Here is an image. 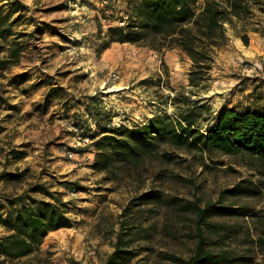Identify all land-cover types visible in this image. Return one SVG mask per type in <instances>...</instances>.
<instances>
[{"label": "rangeland", "instance_id": "374dc122", "mask_svg": "<svg viewBox=\"0 0 264 264\" xmlns=\"http://www.w3.org/2000/svg\"><path fill=\"white\" fill-rule=\"evenodd\" d=\"M11 1H18L21 10L10 19L8 41H0V58L8 54L14 41L22 42L24 48L17 65L0 71V174L24 175L16 182L0 179V194L19 195L37 184L63 193L72 204L73 227L49 233L35 255L15 262L1 258L0 264H104L116 248L122 226L128 222L137 226L135 234L138 229L142 232L131 244L133 256L127 264H181L174 258L190 257L197 243L193 238L196 227L191 217L179 213L170 200L216 202L223 190L239 184H249L258 191L239 200V206H248L247 214L212 221L237 230L238 235L227 240L226 246L248 258L242 264H264V246L256 242L264 222V167L260 163L246 155L202 154L164 147L140 166L123 167L119 176H108L95 169L97 126L88 111L98 98L103 116H111L113 126L133 128L160 114L174 115L176 99L183 91L193 101L206 100L212 110L238 99L247 91L250 75H262L264 69L245 71L232 63L245 56L233 53L234 57L221 60L224 53L220 55V51L231 44L235 49L238 44L248 47L250 39L259 37L257 33L264 35V6L255 5L251 15L233 26L227 25V43L216 50L207 79L193 87V61L185 52L155 51L131 43L114 44L104 54L108 65L104 66L99 54V60L85 61L81 73L58 74L57 66L63 61L77 62L87 56L81 53L86 50L82 44L85 40L71 33L96 30L94 37L86 39L92 48L102 47V29L119 25L124 16L130 15L136 0H101L105 11L102 14L97 10L96 16L88 10L87 0ZM2 5L10 9L7 2H0ZM50 29L68 38L51 34ZM25 33L28 35L21 37ZM243 35L249 37V45L242 40ZM227 70L231 72L223 73ZM21 74L28 75V80H22ZM43 80L52 84L34 86ZM64 82L67 85L61 86ZM57 88L66 100L48 105L47 99ZM209 117L206 114L203 128L211 123ZM77 123L94 134L91 143L85 144L75 135L73 127ZM13 151L25 152L24 157L18 160ZM66 182L76 190H69ZM159 194L161 201H148V196ZM128 209L129 220L124 215ZM206 233L212 235L209 230Z\"/></svg>", "mask_w": 264, "mask_h": 264}, {"label": "trees", "instance_id": "16d2710c", "mask_svg": "<svg viewBox=\"0 0 264 264\" xmlns=\"http://www.w3.org/2000/svg\"><path fill=\"white\" fill-rule=\"evenodd\" d=\"M0 2H7L10 8L6 10L4 5L0 6V41H8L12 32L10 19L21 7L18 1ZM255 5L264 6V0H136L127 25H111L103 46L120 42L147 46L155 51L180 49L193 61L190 85L198 87L207 79L216 50L228 41L227 25L233 26L236 21L251 15ZM27 35L21 34V37ZM242 40L249 45L247 35H243ZM23 48L22 42H12L8 54L0 58V71L17 65ZM59 91L61 89L53 90L52 95H60ZM94 99L88 111L97 126L95 169L108 176H119L123 167L140 166L148 157L159 155L164 147L202 154L246 155L264 167V109L248 106L239 111L223 106L214 112L206 100L193 101L183 91L176 99L177 112L174 115L160 114L144 124L128 128L113 126L112 117L103 116L100 110L101 100ZM206 114L210 115L211 123L203 128L201 124L206 120ZM77 125L83 135H94L84 124ZM12 153L19 160L25 152ZM23 175L24 172H3L0 179L16 182ZM65 185L73 192L76 190L71 183ZM257 192L249 184H239L223 190L216 202L203 204L200 199H171L170 203L179 213L193 220L196 227L193 238L197 239L188 259L174 260L181 264H242L248 261L226 246L227 240L238 235L237 230L212 219L245 216L248 206H239V200ZM147 199L149 202L161 201L162 197L160 194L151 195ZM224 199L236 202L228 203ZM71 205L63 193L51 192L42 184L19 195L0 194V227L3 229L0 233V259L15 262L31 257L39 251L49 233L72 228ZM129 212L128 209L124 214L127 220L131 217ZM132 224L128 222L122 226L116 248L104 264H127L131 260V244L142 232L138 229L135 234L137 226ZM208 230L212 235L206 233ZM256 242L264 246V222L257 232Z\"/></svg>", "mask_w": 264, "mask_h": 264}, {"label": "crops", "instance_id": "0c3cea01", "mask_svg": "<svg viewBox=\"0 0 264 264\" xmlns=\"http://www.w3.org/2000/svg\"><path fill=\"white\" fill-rule=\"evenodd\" d=\"M128 1H131V0H124V3H128ZM124 3H123L124 8H122V9H125V7H126L125 6L126 4L124 5ZM86 4L88 5V10L90 11V13H92V15L96 16L97 10H98V12L101 11L102 14L104 13L103 11H105V6L101 3V0H87ZM97 14H99V13H97ZM95 31L96 30L89 31V30L81 29L79 31H75L74 33H71L72 37L77 36V37L85 40L84 42L82 41V44L84 45V47H86V50L83 51L84 47H82L81 50L83 52H81V53H85V54L87 53V56H84L83 58H81V60L78 58L77 62L76 61L75 62L63 61L61 64H59L57 66V70H58L59 75H64L65 73H69L70 76H72L75 73L83 72L85 69V67H83V66L86 65L85 63L87 61H91L94 59L99 60V54H101V58L104 60V66L108 65V62H106V60L104 59V54L108 51H111V49L114 48L113 47L114 44H116V43H113L108 47L103 46L105 41L108 40V36H107L108 30L102 29V32H101L102 39H103L101 42L102 47H99V45H98L97 46L98 49H96V46L94 45L95 48H92V44L86 38H91V36L94 37V34H96ZM44 32H46V31L44 30ZM48 32L51 34H58L60 36H63L64 40L68 38V35L66 38V34L59 33L56 30L50 29V30H48ZM249 35L251 36V33H249ZM256 36H259V37L258 38L253 37L252 39H250L251 40L250 45L248 47L244 46L245 48H241L239 46V44L237 45L238 49H235L232 44L225 46L226 48H224L220 51V55L224 53L223 57H220V59L223 60V58H226L229 55H233V53H238L239 56H245L249 60L250 59L255 60V59L264 58V35L257 33ZM252 45H254V47H253L254 50L251 49ZM116 49H114L115 55L117 54ZM233 57H234V55H233ZM27 68H29V67H27ZM23 69H24V67H23ZM225 72L229 73L231 71L227 70V71H224L223 73H225ZM16 76H19V75L17 74ZM27 76L28 75H26V74H24L23 76L21 74L22 80H24V79L28 80ZM222 78L228 80V78L226 77V74H222ZM41 79L42 78H40L39 81H41ZM239 81H241V80H239ZM67 82L62 83L61 86L67 85ZM246 83H247V86H246L247 91L242 92L241 96H239L238 99L235 98L231 102L229 101L228 103H225L224 105L220 106L217 109L213 108V110L216 112L217 110H219L223 106H226L228 108H235L236 110H239V111L244 110V108H246L248 106H251L253 109H255V108L260 109V110L264 109V97H263L264 72H262V75L259 73L255 74V75H250V79ZM42 84L50 85V84H52V82H50V81L48 82L47 80H43L41 83H37L34 86L35 87L39 86V85L41 86ZM68 90H70V89H68ZM32 97H34V96H32ZM243 97H246V100ZM32 99H33L32 101H34L35 98H32ZM54 100H56V101L58 100V102H61V101L63 102L66 100V96L61 95V94L60 95H51V98L47 99L48 105L50 102H52Z\"/></svg>", "mask_w": 264, "mask_h": 264}, {"label": "built area", "instance_id": "2783aa9c", "mask_svg": "<svg viewBox=\"0 0 264 264\" xmlns=\"http://www.w3.org/2000/svg\"><path fill=\"white\" fill-rule=\"evenodd\" d=\"M105 4L109 3L108 1H104ZM128 19L129 16H124L120 22L119 25L121 26H126L128 23ZM232 63L236 66V67H240L245 71H251V70H262L264 69V58H260V59H255V60H248L244 57H241L239 59H235L232 61ZM241 88V86H239ZM263 94H264V90H263ZM74 133L76 136H78L80 141H83L85 144H89L91 143V137L90 136H86L83 135L82 129L78 126H74ZM79 144H81L79 142Z\"/></svg>", "mask_w": 264, "mask_h": 264}]
</instances>
